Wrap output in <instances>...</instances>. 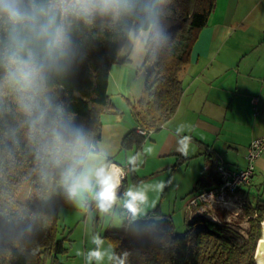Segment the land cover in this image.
<instances>
[{
  "label": "clouds",
  "instance_id": "9594fccd",
  "mask_svg": "<svg viewBox=\"0 0 264 264\" xmlns=\"http://www.w3.org/2000/svg\"><path fill=\"white\" fill-rule=\"evenodd\" d=\"M164 0H0V217L5 233H19L12 247L33 231L38 213L27 201L63 197L87 224L95 217L105 224L139 225L148 216L150 192L163 193L173 178L128 182L156 145L145 139L123 149L110 144L79 122L60 100L58 82L81 61L79 37L111 30L123 43L119 55L143 64L172 40L166 30ZM186 126L175 129L176 151L187 155L191 136ZM30 157L27 174L9 183ZM155 205V202H152ZM105 233L107 229L103 230ZM92 247L77 250L85 264H127L128 251L116 252L106 234L87 233ZM107 243V247L105 246ZM261 243H264L262 239ZM7 258L11 249H6Z\"/></svg>",
  "mask_w": 264,
  "mask_h": 264
},
{
  "label": "trees",
  "instance_id": "16d2710c",
  "mask_svg": "<svg viewBox=\"0 0 264 264\" xmlns=\"http://www.w3.org/2000/svg\"><path fill=\"white\" fill-rule=\"evenodd\" d=\"M216 6L217 0H164L162 16L172 40L145 61L146 66H151L146 100L138 101L140 109L138 105L133 107L139 128L154 130L176 114L184 93L181 73L191 63L196 42L208 26ZM122 43L111 30L80 34L82 59L58 82L56 89L60 100L78 121L100 140L103 138V115L115 108L109 83ZM145 139L146 136L132 130L124 137L122 148L138 147ZM29 167L30 157H21L18 174L9 178V183L19 182ZM218 184V176L211 170L208 177L199 181L193 194ZM3 187L0 183V189ZM262 190L244 192L243 214L250 224L247 236L236 233L229 225H219L199 216L188 222L184 233H177L171 218L156 219L162 215L156 210L144 220L150 225L149 232H138L137 228L110 231L107 238L116 245L117 253L128 251L127 264H258L256 253L264 222ZM27 205L41 215L34 220L31 234L20 239L19 248L12 247L11 243L19 233H5V221L0 217V264H45L48 259L52 264H62L59 255L66 253L67 248L65 237H60L63 234L60 210L69 205L59 195L47 201L33 197ZM9 248L11 256L6 259Z\"/></svg>",
  "mask_w": 264,
  "mask_h": 264
},
{
  "label": "crops",
  "instance_id": "0c3cea01",
  "mask_svg": "<svg viewBox=\"0 0 264 264\" xmlns=\"http://www.w3.org/2000/svg\"><path fill=\"white\" fill-rule=\"evenodd\" d=\"M141 65L119 55L111 70L109 92L113 88L125 93L132 105L141 95L132 81ZM181 80L180 106L172 119L147 134L146 139L156 145V154L147 157L141 168L150 166V175L171 173L175 210L166 216L187 230L188 222L198 216L188 208L187 198L199 181L211 170L216 175L215 164L220 159L232 170L243 169L253 139L264 135V0H217ZM180 124L186 126L183 135L192 138L183 156L175 150L174 133ZM130 126L127 133L139 127L136 120ZM258 169L264 170V155L257 162ZM131 175L140 179L137 172ZM256 180L257 173L252 186L238 193L243 204L244 192L264 189L263 181L256 184Z\"/></svg>",
  "mask_w": 264,
  "mask_h": 264
},
{
  "label": "rangeland",
  "instance_id": "374dc122",
  "mask_svg": "<svg viewBox=\"0 0 264 264\" xmlns=\"http://www.w3.org/2000/svg\"><path fill=\"white\" fill-rule=\"evenodd\" d=\"M151 71L150 65H145V62L136 68V70L133 73V87H135L138 94H141L138 98H136L135 101L133 99V104L130 105L127 98H125V93H118L113 88L110 90L109 94L112 100V103L114 104L115 108L113 111L107 112L103 115L102 121H103V138L102 142H105L107 144H110L113 148V150L117 151V155L121 157V159L124 157V153L122 152V142L124 137L127 134L126 128L127 124L131 128L132 122H134L135 117L133 115L134 105H138L139 109L141 106H139L138 101L140 99L143 100V102L146 100V82L148 75ZM116 72V70H115ZM113 87V86H112ZM130 129H128V132ZM151 167L146 168H140L138 169L137 175L140 177L139 180H156V179H167L171 173H169L167 176L157 174V175H150L151 173ZM257 173V180L256 184H259L261 181L264 183V170L256 169ZM134 180L133 176L131 175L129 177V183L133 181H139ZM174 184L170 186V188L166 187L161 194H157L155 192H150V206L148 207L147 211L154 212L158 210L160 212L161 217L156 218L159 221L163 220V217L172 216L175 205L172 201V194L174 189ZM259 188L254 187V193L258 192ZM264 195V189L261 191ZM189 196L187 198V202L189 203L190 198ZM152 202H155V205H152ZM166 212V213H163ZM169 213V214H167ZM199 217H204L206 219H210L211 221H214L218 223L219 225L223 226H230L236 233H239L240 235L247 236L248 231L250 229V224L248 220L244 217L243 212V201L241 198L237 201L235 205H233V208L231 210L227 209H221V208H212L206 211L199 212ZM210 213V214H209ZM207 215L210 217L208 218ZM197 216V217H198ZM170 218V217H169ZM145 219H142L139 221V225L145 224ZM174 222V220H173ZM264 223V222H263ZM175 224V222H174ZM60 225H61V232L63 233L60 237H65L64 243L65 247L67 248V252L64 254L59 255V260L62 264H85L84 259L82 256H77L76 252L77 250H83L87 247H92V245L88 242V235L87 233L92 230L101 231L102 234H107L110 231H123L125 229L133 230L137 228V225L129 226L127 224V221H125L123 224L119 225H113L110 222L105 224L102 220L97 221L94 217L92 221H89L87 224L83 222V217L72 207H64L60 210ZM104 229H107L106 233L103 231ZM175 229L177 233H184L186 229H180L175 225ZM263 237V235H262ZM109 241V239H108ZM110 242V241H109ZM107 247V243L105 245ZM45 264H52L51 259H48Z\"/></svg>",
  "mask_w": 264,
  "mask_h": 264
},
{
  "label": "built area",
  "instance_id": "2783aa9c",
  "mask_svg": "<svg viewBox=\"0 0 264 264\" xmlns=\"http://www.w3.org/2000/svg\"><path fill=\"white\" fill-rule=\"evenodd\" d=\"M257 99H254V103ZM139 134L147 136L150 131L137 128ZM264 155V135L253 139L247 153V165L241 170H232L221 159L215 164V174L219 184L215 187L195 192L189 200L188 208L195 214L212 208L231 210L239 200V190L250 186L256 176L257 162ZM210 214V213H209ZM209 218L210 216L207 215Z\"/></svg>",
  "mask_w": 264,
  "mask_h": 264
},
{
  "label": "water",
  "instance_id": "95a60500",
  "mask_svg": "<svg viewBox=\"0 0 264 264\" xmlns=\"http://www.w3.org/2000/svg\"><path fill=\"white\" fill-rule=\"evenodd\" d=\"M262 232H263L262 239H264V223H263ZM261 240L259 241L257 253H256V259H257L258 264H264V248L261 246V244H262Z\"/></svg>",
  "mask_w": 264,
  "mask_h": 264
},
{
  "label": "bare ground",
  "instance_id": "6f19581e",
  "mask_svg": "<svg viewBox=\"0 0 264 264\" xmlns=\"http://www.w3.org/2000/svg\"><path fill=\"white\" fill-rule=\"evenodd\" d=\"M261 241H262V240H261ZM261 246L264 248V243H262Z\"/></svg>",
  "mask_w": 264,
  "mask_h": 264
}]
</instances>
